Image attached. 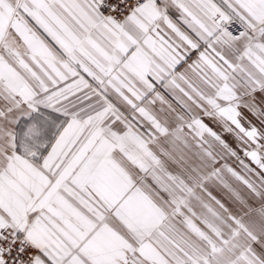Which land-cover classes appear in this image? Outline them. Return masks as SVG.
Wrapping results in <instances>:
<instances>
[{
	"label": "snow or ice",
	"instance_id": "1",
	"mask_svg": "<svg viewBox=\"0 0 264 264\" xmlns=\"http://www.w3.org/2000/svg\"><path fill=\"white\" fill-rule=\"evenodd\" d=\"M0 264H264V0H0Z\"/></svg>",
	"mask_w": 264,
	"mask_h": 264
},
{
	"label": "rangeland",
	"instance_id": "2",
	"mask_svg": "<svg viewBox=\"0 0 264 264\" xmlns=\"http://www.w3.org/2000/svg\"><path fill=\"white\" fill-rule=\"evenodd\" d=\"M206 122H207V120H206ZM227 138L229 139V141L231 143H233V146H235L234 141L232 140L231 136H228ZM241 155H242V153H241ZM229 163H231V161H229Z\"/></svg>",
	"mask_w": 264,
	"mask_h": 264
}]
</instances>
